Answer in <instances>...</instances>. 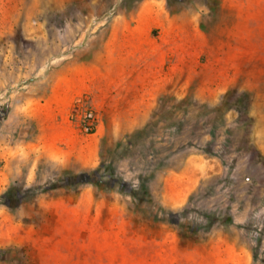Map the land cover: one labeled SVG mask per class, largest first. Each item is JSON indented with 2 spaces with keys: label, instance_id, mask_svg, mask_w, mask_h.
I'll list each match as a JSON object with an SVG mask.
<instances>
[{
  "label": "rangeland",
  "instance_id": "obj_1",
  "mask_svg": "<svg viewBox=\"0 0 264 264\" xmlns=\"http://www.w3.org/2000/svg\"><path fill=\"white\" fill-rule=\"evenodd\" d=\"M172 1L0 0V264H264V0Z\"/></svg>",
  "mask_w": 264,
  "mask_h": 264
},
{
  "label": "trees",
  "instance_id": "obj_2",
  "mask_svg": "<svg viewBox=\"0 0 264 264\" xmlns=\"http://www.w3.org/2000/svg\"><path fill=\"white\" fill-rule=\"evenodd\" d=\"M138 1H140V0H138ZM167 2H168V5L169 6H172V4H173V1L172 0H167ZM131 7H133V4H132V2H130V3H128L127 4V8H131ZM180 11V8H171V14H176V13H178ZM91 132H93V131H91ZM108 139H109V135H105L103 138H102V140H101V153H103V151H104V149H106V147L108 146ZM103 167H105L106 168V172L108 173V174H110L111 176H113L112 175V168L110 167V165L109 164H107L106 166H104V165H99L98 166V168L97 169H95L93 172H94V175H96L97 177H98V180L99 181H94V179H85V180H77L75 183H74V187H76V186H78V185H80L81 183H85V182H91V183H93V184H95L97 187H98V189L99 190H106V189H109L108 187H106L105 185H106V181H104L103 183H101V179H105V180H107L108 178L107 177H103V176H98L97 175V173H96V171H98V169H101V168H103ZM90 172H92V171H88V170H85V173H90ZM92 174V173H91Z\"/></svg>",
  "mask_w": 264,
  "mask_h": 264
},
{
  "label": "crops",
  "instance_id": "obj_3",
  "mask_svg": "<svg viewBox=\"0 0 264 264\" xmlns=\"http://www.w3.org/2000/svg\"><path fill=\"white\" fill-rule=\"evenodd\" d=\"M122 50H124V49H122ZM105 51H107L106 54H108V52L109 53L112 52L111 53V56H113L112 54H113L114 51H116V49H105ZM127 51L128 52L125 53V54L119 52V56H117L115 59H113V58H107L106 65L108 66V64H109V67H111L110 70H112V68H113L111 66V64H112V62L114 60L117 62V64L120 63V66H122V67H127L128 64H132L133 62H136V59L135 58L132 59L131 56H130L131 54L136 55V49H127ZM124 70H125V68H124ZM128 72H130V74H133V71H128ZM77 84H78V87L74 88L73 90H69L67 92V94H66V97L68 98L67 100H71L72 97L76 94V92H78V90H81L84 87L83 84H80V83H77ZM39 122H40V120H39ZM57 124H59V122H57ZM53 125H54V123H53ZM68 126H69V128H71V125L70 124H68ZM39 128H40V125H39ZM51 133H54V129L51 131Z\"/></svg>",
  "mask_w": 264,
  "mask_h": 264
}]
</instances>
